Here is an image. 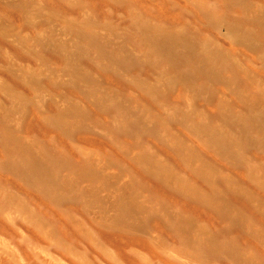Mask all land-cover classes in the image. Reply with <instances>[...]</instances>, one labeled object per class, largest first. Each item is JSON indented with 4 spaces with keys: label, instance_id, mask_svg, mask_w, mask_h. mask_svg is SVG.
Returning a JSON list of instances; mask_svg holds the SVG:
<instances>
[{
    "label": "rangeland",
    "instance_id": "rangeland-1",
    "mask_svg": "<svg viewBox=\"0 0 264 264\" xmlns=\"http://www.w3.org/2000/svg\"><path fill=\"white\" fill-rule=\"evenodd\" d=\"M0 264H264V0H0Z\"/></svg>",
    "mask_w": 264,
    "mask_h": 264
}]
</instances>
